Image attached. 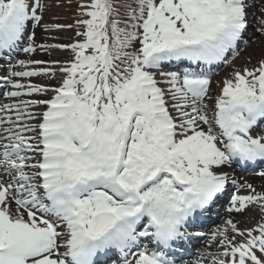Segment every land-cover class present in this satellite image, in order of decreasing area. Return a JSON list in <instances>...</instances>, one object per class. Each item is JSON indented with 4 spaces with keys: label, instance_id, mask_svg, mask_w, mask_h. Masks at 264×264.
<instances>
[{
    "label": "snow or ice",
    "instance_id": "snow-or-ice-1",
    "mask_svg": "<svg viewBox=\"0 0 264 264\" xmlns=\"http://www.w3.org/2000/svg\"><path fill=\"white\" fill-rule=\"evenodd\" d=\"M46 8L0 0V264H264V0Z\"/></svg>",
    "mask_w": 264,
    "mask_h": 264
},
{
    "label": "rangeland",
    "instance_id": "rangeland-1",
    "mask_svg": "<svg viewBox=\"0 0 264 264\" xmlns=\"http://www.w3.org/2000/svg\"><path fill=\"white\" fill-rule=\"evenodd\" d=\"M45 3L47 4V8L44 13L45 23L71 24V23H74L76 19H78V12H79V9L77 8L78 0H45ZM250 22H251V18H250ZM40 31L43 32L41 29ZM54 35L57 37L55 41L56 43L67 44V43L72 42L73 38H75V30H63V31L54 33ZM37 40L38 42H42V43L52 42L46 38L45 33H43L42 37L38 38ZM256 47L258 46L253 44L248 49L242 50L240 54L245 53L241 59L243 63H245V60L249 56H251L252 62L255 63L256 59L258 58V55L264 54V49L262 47L261 48L263 50L261 54H259V49ZM67 56H68L67 52L57 50L53 52L52 56H48L45 53L39 52V55H37V59H43V60L66 59ZM227 70L230 72L231 68L228 67ZM222 79H219L218 81H221ZM36 82L40 84L43 83V84H49V85H54L57 83L56 80H49V79H46V81L41 80V81H36ZM213 91H218L217 87L215 88L214 86ZM249 176L253 177V175H248V177ZM261 185H264V182ZM260 186H258L257 188L259 189ZM251 214L252 213H246L244 215H240V214H233V215L235 216L237 220L241 221L240 226L243 227L244 224L247 222V216Z\"/></svg>",
    "mask_w": 264,
    "mask_h": 264
},
{
    "label": "bare ground",
    "instance_id": "bare-ground-1",
    "mask_svg": "<svg viewBox=\"0 0 264 264\" xmlns=\"http://www.w3.org/2000/svg\"><path fill=\"white\" fill-rule=\"evenodd\" d=\"M42 34H43V32H41L40 31V29L39 30H37V33H36V37H37V39L38 38H40V37H42ZM264 49V45H260L259 47H256V48H258L259 49V54H261V52H262V48ZM261 48V49H260ZM245 54V53H244ZM244 54H241V56H240V58L237 60V61H235V63L237 64V65H242L243 64V61H241V59H242V56L244 55ZM37 55H39V52L33 57L34 59H37ZM261 55H264V54H261ZM261 55H258V57H260ZM26 57L25 56H21V58L20 59H25ZM229 68H231V66H229ZM228 70H225V71H223L222 73L223 74H216L215 75V77L213 78V85H212V87H214L215 86V88L217 87V82H218V80L219 79H222V78H225L226 76H227V74H228ZM46 79L47 78H34V82H36V81H46ZM36 83H38V82H36ZM43 84V83H42ZM4 102H8V101H6V100H2L0 103H4ZM241 178V177H240ZM246 181H248V182H251V183H253L255 186H260L264 181H262L259 177H255V178H249V179H247Z\"/></svg>",
    "mask_w": 264,
    "mask_h": 264
}]
</instances>
